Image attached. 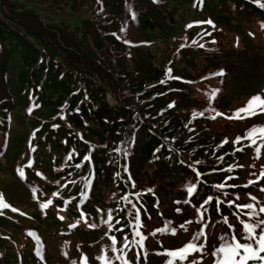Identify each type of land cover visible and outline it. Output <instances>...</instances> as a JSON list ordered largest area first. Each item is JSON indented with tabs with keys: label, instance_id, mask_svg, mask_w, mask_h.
<instances>
[{
	"label": "rangeland",
	"instance_id": "374dc122",
	"mask_svg": "<svg viewBox=\"0 0 264 264\" xmlns=\"http://www.w3.org/2000/svg\"><path fill=\"white\" fill-rule=\"evenodd\" d=\"M113 1L100 0L99 5V0H5L3 4L12 22L8 24L17 30L0 29L6 47L5 54L0 49V144H9L0 157V193L6 203L21 209L16 225L12 220L7 224L17 239H22L23 226L39 224L33 232L39 228L47 242L41 264H83L84 257L87 264L106 260L140 264L152 259L156 263L149 264H166L170 257L165 253L189 242L203 245L204 250H190L187 259L176 264H215L221 237L245 242L242 222L264 220L259 211L264 208V161L250 155H258L257 147L259 155L264 149L259 140L255 145L247 138L236 142L248 129L264 126V112L228 118L251 96L264 97V0H238L262 11L241 12L236 4L234 19L242 20L243 27L227 16L236 0H205L210 12L205 8L197 12L188 0L171 4L163 0L152 5L150 21L129 24L109 13ZM205 14L218 24L198 20ZM190 24L193 27H187ZM91 55L103 58L104 76L112 79L104 101L92 88L104 79L88 63ZM39 65V75L49 66L47 78L54 69L61 70L59 76L70 75L62 77L61 85L56 77L57 83L46 89L45 83L32 81ZM219 70L225 74L210 76ZM214 89L219 92L210 98ZM100 102L112 111L109 115L99 109ZM147 142L155 144L149 155ZM85 189V200L77 203ZM260 193L262 197L257 196ZM227 198L235 206L225 214L216 207L209 217L211 201ZM48 200L52 203L47 212L58 213L63 221L94 225L96 236L72 235L58 243V221L53 227L52 217L42 221L36 217L41 203ZM247 204L255 205L256 215L250 217L252 209L238 207ZM80 205L93 210H80ZM95 210L105 216L92 217ZM117 213L122 219L114 222ZM5 220L0 215V229L8 230ZM111 228L116 234L102 249L98 243L89 246L92 240L102 241L106 236L102 240L100 236Z\"/></svg>",
	"mask_w": 264,
	"mask_h": 264
},
{
	"label": "snow or ice",
	"instance_id": "6c2138e0",
	"mask_svg": "<svg viewBox=\"0 0 264 264\" xmlns=\"http://www.w3.org/2000/svg\"><path fill=\"white\" fill-rule=\"evenodd\" d=\"M261 7H264V4H262ZM197 23H203V22H197ZM207 23L211 24L212 22L207 21ZM187 27L190 28L193 27V25L190 24ZM193 43L195 44L198 42L194 40ZM199 46L203 47L204 45L200 44ZM224 74L225 73L223 70H219L216 73L210 74V76H223ZM168 75L171 76L170 69H168ZM163 82L164 81H162V83ZM217 92H219V89H214L209 94L210 98H214ZM212 110L215 111V109ZM258 112H264V97L260 95H253L246 104V106L236 110L233 116L228 118L243 119L248 116L256 115ZM202 114L203 113H200V115ZM241 114H243V116H241ZM217 115H221V113H217ZM212 118L214 119L215 117ZM244 138L251 140V143L253 145L257 143V140L264 141V126L252 127L248 129L245 134V137L243 138L238 137L236 142H240V140ZM225 143H227V140L225 141ZM261 146L264 147V144H262ZM241 150L242 149H238V151ZM256 152L259 155L260 152L259 147L256 148ZM85 159L87 160L90 158L86 156ZM19 171H20V175L23 176L24 175L23 170L21 169ZM262 177H264V174H262ZM253 199L255 198L253 197ZM51 203L52 201L48 200L47 202L41 203L40 207L42 209H47ZM238 207L252 209L253 211L247 213V215L250 217L256 215L255 205L253 204H247ZM9 208L13 212L19 211L18 209L12 207L10 204L6 203L3 194L0 193V215H3L4 209H9ZM259 211L264 212V208H260ZM21 214L24 215V213ZM242 225H243V231L245 233V235L243 236V240L245 242H240L239 240L236 239L235 236H231L230 238L227 239L221 237L223 243H221L220 246L215 249V253H214L216 257L215 264H264V220H258L255 223L250 221L242 222ZM74 226L75 225H73V227ZM91 226L94 227V225ZM29 234L35 235V233H31V232ZM198 238H199L198 236L194 237L193 240L195 241ZM37 241L39 243L38 237H37ZM190 250L195 252H202L204 250V246L195 244L193 242H189L180 249L170 250L167 253H165L167 256L170 257V259L166 261V264H176V261H180V262L185 261L188 255L191 254ZM82 262L83 264H87V258L86 257L82 258ZM73 264H80V262L73 261ZM105 264H107V260ZM125 264H127V262H125ZM193 264H195V262H193Z\"/></svg>",
	"mask_w": 264,
	"mask_h": 264
},
{
	"label": "trees",
	"instance_id": "16d2710c",
	"mask_svg": "<svg viewBox=\"0 0 264 264\" xmlns=\"http://www.w3.org/2000/svg\"><path fill=\"white\" fill-rule=\"evenodd\" d=\"M168 1H172V0H168ZM124 2H125V5H126L124 10L129 12L130 14H137V13H139L141 11H145V12L149 13V12H151L153 10L152 1L151 0H125ZM0 19H1V16H0ZM144 25L147 26L150 30L153 29V25L150 22H148V21H145ZM1 26H4V23L0 21V29H1ZM37 70H38V68L34 71L33 75H37ZM43 74L44 73H42V75H39V76H41L39 78V80L42 78ZM51 76H54V75H50V77ZM37 77H35V79H37ZM49 78H47V80H45L46 89H48V85L49 84L53 85V82L57 83V81L54 78L50 79V80H49ZM47 81L49 82V84H48ZM62 81H64V80L60 79L58 81L60 85H61ZM55 88H57V87H55ZM95 92H96V95L98 96L99 100L100 101H104L105 97H104V93H103L102 89L96 88ZM103 103L104 102H100L99 109H102V112L105 115H109L110 112H112V111L107 109L104 106ZM167 111H170V109H168ZM84 115L87 116V112L86 111H84ZM145 149H146V155H149V154H151V151L153 152L155 150V144H152L151 142H147L145 144ZM182 160H185V159H182ZM80 204H82V203H80ZM18 210L19 211H17V212H13L11 209L10 210L9 209H4L3 210V215H1L3 218L7 219V220H5V228H8V230H4L3 228L0 229V231L2 232L0 234L4 236L3 238H0V264H34L31 244H35V241H34V239L32 237L33 235L29 234L30 232L31 233H36L39 236V238L41 239V241H42V243L44 245L45 253L47 252V242L45 240L44 235L39 230V228H37V230L35 232H33L34 231L33 230L34 229L33 225L23 226L22 227V231L20 232V235L22 236V239H17V237L11 233L12 229L9 228V224H7L8 223L7 221L8 220H12V221H14V222H12L13 225H16L15 219L18 218V214L20 213L21 209L19 208ZM83 210L91 211L93 209L90 208V207H87V208L83 207ZM43 214H48L49 216H51V214H49L46 210H44ZM106 214H112V213L111 212H107ZM94 216H98V217L103 218L105 216V213H100L99 210H95V214H92V217H94ZM25 217H28L30 219H36V217L37 218L39 217V213H36V217H33V218L31 216H28L27 214H25ZM46 217H47V215H46ZM109 219L111 220L112 217H109ZM115 219L116 220L114 222H118V221H120L122 219V216L120 215V213H117V216L115 217ZM40 220H42V219H40ZM36 224H38V223H35V225ZM54 224L56 225L55 221L52 223V226H54ZM42 229H50V228L43 227ZM113 230L114 229L111 228L110 232L113 231ZM128 231H129V229H126L124 232L128 233ZM81 233H82L81 231H77L75 234L80 235ZM83 235H84V239H91L92 238V236H89V235H86V234H83ZM18 241L22 242V243H19ZM95 243L96 244L98 243L99 246H101V247L103 245V241L96 240ZM91 245H94V244L92 243Z\"/></svg>",
	"mask_w": 264,
	"mask_h": 264
},
{
	"label": "clouds",
	"instance_id": "9594fccd",
	"mask_svg": "<svg viewBox=\"0 0 264 264\" xmlns=\"http://www.w3.org/2000/svg\"><path fill=\"white\" fill-rule=\"evenodd\" d=\"M142 20H144V19H142ZM148 20H149V19H148ZM8 149H9V146H7V147H6V149H5V151H4V152H6Z\"/></svg>",
	"mask_w": 264,
	"mask_h": 264
}]
</instances>
